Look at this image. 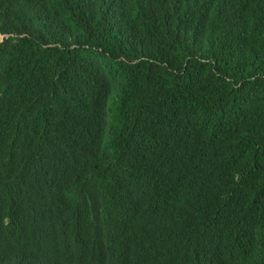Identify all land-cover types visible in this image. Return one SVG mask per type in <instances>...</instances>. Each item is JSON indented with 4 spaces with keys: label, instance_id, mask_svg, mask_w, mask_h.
<instances>
[{
    "label": "trees",
    "instance_id": "1",
    "mask_svg": "<svg viewBox=\"0 0 264 264\" xmlns=\"http://www.w3.org/2000/svg\"><path fill=\"white\" fill-rule=\"evenodd\" d=\"M0 35V264H264V0H0Z\"/></svg>",
    "mask_w": 264,
    "mask_h": 264
},
{
    "label": "rangeland",
    "instance_id": "2",
    "mask_svg": "<svg viewBox=\"0 0 264 264\" xmlns=\"http://www.w3.org/2000/svg\"><path fill=\"white\" fill-rule=\"evenodd\" d=\"M2 35H0V40L2 39ZM115 110H114V106L112 104H110V126L109 129L106 133V140L104 141L105 143L107 141H109L111 139V137L113 136L116 127H117V118L115 116Z\"/></svg>",
    "mask_w": 264,
    "mask_h": 264
}]
</instances>
